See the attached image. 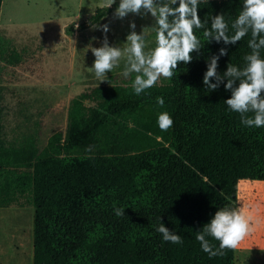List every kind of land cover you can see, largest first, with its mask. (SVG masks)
<instances>
[{"label": "trees", "instance_id": "obj_1", "mask_svg": "<svg viewBox=\"0 0 264 264\" xmlns=\"http://www.w3.org/2000/svg\"><path fill=\"white\" fill-rule=\"evenodd\" d=\"M119 3L98 7L80 28L102 23ZM2 6L0 0V22ZM242 7L243 0L200 1L204 27L194 34L201 50L192 53L191 63H181L171 79L140 95L131 87L132 76L128 84L108 79L73 96L65 131L42 151L34 142L36 129L9 132L0 118V195L30 196L33 264H235L236 249L210 258L196 235L218 210L238 208L241 181L264 182V127L244 126L225 104L231 98L227 80L215 91L203 84L208 62L222 48L227 55L218 61V74L229 64L246 66L251 32L235 45L203 36L221 14L227 35H234L231 25ZM16 55L0 43V62H18ZM142 108L150 131L171 139L169 145L137 149ZM164 112L174 121L167 131L158 126ZM161 223L183 242H165L157 231ZM206 239L214 251L219 248V241Z\"/></svg>", "mask_w": 264, "mask_h": 264}, {"label": "rangeland", "instance_id": "obj_2", "mask_svg": "<svg viewBox=\"0 0 264 264\" xmlns=\"http://www.w3.org/2000/svg\"><path fill=\"white\" fill-rule=\"evenodd\" d=\"M9 3L5 6L3 0L0 43L15 51L19 61L0 62V118L9 132L36 129L39 137L36 145L40 150L48 147L51 138L60 137L65 131L70 98L108 79L128 84L136 75L133 73L127 78L122 75L125 60L106 75L103 83L96 79L94 72H89L88 68L95 61L91 49L102 47L105 36L109 46L123 48L132 31L130 25L135 23L137 34L148 28L145 51L156 45L155 18L143 11L122 19L115 11L102 23L81 29L80 25L87 22L98 7L108 6V0H9ZM104 25L109 27L107 33L103 32ZM69 27H74V31ZM165 82L162 77L157 84ZM144 110L140 111L144 131L137 149L169 145L171 139L164 140L150 131ZM56 111L61 119L55 130H48V118ZM24 202L23 208L13 206L0 210V251H4L5 256L2 264H33L35 209L29 195L24 196ZM240 207L245 209L254 231L236 249L235 264H264L263 181L239 183Z\"/></svg>", "mask_w": 264, "mask_h": 264}, {"label": "clouds", "instance_id": "obj_3", "mask_svg": "<svg viewBox=\"0 0 264 264\" xmlns=\"http://www.w3.org/2000/svg\"><path fill=\"white\" fill-rule=\"evenodd\" d=\"M115 2L108 0V8ZM171 3L175 5L177 0H171ZM199 3L200 0H179V6L172 7L164 0H120L115 12L118 18L122 19L130 13L139 15L142 11L155 18L156 46L146 52L145 32L148 28L143 29L142 34H137L136 25L132 23V31L126 37L127 43L123 48L109 46L105 36L102 47L91 49L95 61L88 68L89 72H94L96 79L103 83L106 75L117 68L121 60H125L122 75L127 78L130 74H136L131 85L136 95L154 87L162 77L171 79L181 63H191L192 53L201 50L200 39L194 34V29L204 27L199 16ZM231 27L234 35L230 37L227 35L229 25L225 16L217 15L212 17L211 28L205 30L203 36L210 42L215 40L217 43L223 41L225 45H235L251 32L248 47L252 51L244 57L246 66L241 70L229 64L223 75L218 74V61L221 56L227 55L226 49L222 48L219 55L213 56L208 62L203 84L215 91L227 80L225 89L231 91V98L225 104L231 111L240 114V122L244 126L261 128L264 127V59L260 58L261 49H264V0H243L242 10ZM108 31L109 27L104 25L103 32ZM213 80L216 83H212ZM158 104L163 106V98H158ZM249 113L253 115L249 116ZM173 123L167 112L158 117V126L162 131H167ZM87 150L91 151V146ZM115 215L123 216L124 210L115 209ZM157 231L162 234L165 242H183L180 235L169 231L163 223ZM253 231V225L243 207L222 208L202 231L197 232L196 239L202 250L212 258L225 255V250L237 249ZM206 236L219 241V248L214 251Z\"/></svg>", "mask_w": 264, "mask_h": 264}, {"label": "crops", "instance_id": "obj_4", "mask_svg": "<svg viewBox=\"0 0 264 264\" xmlns=\"http://www.w3.org/2000/svg\"><path fill=\"white\" fill-rule=\"evenodd\" d=\"M66 116H67V114L65 115L64 126H65V123H66V120H67V117ZM48 119H49L50 123H49V125H47L46 129H48V130H50V129L51 130H55V128L58 126L57 125V121L59 119H61L60 113H58L56 111L55 114L50 115ZM37 141H39L38 132L35 133V138H34L35 144H36ZM39 150H40V148H39ZM40 151H42V150H40ZM0 200H4V202H6L5 205H1L0 204V210L7 209V208H11L13 206L14 207H17L19 209L25 207L24 199H22V197L19 196V193L18 192L17 193H14L13 197L11 195L9 196L8 193H3V194L1 193ZM10 200H11V202H10ZM34 209H35V207H34ZM1 254H2V256H1ZM4 257H5L4 256V251H2V252L0 251V263L1 264H2V260L4 259Z\"/></svg>", "mask_w": 264, "mask_h": 264}, {"label": "bare ground", "instance_id": "obj_5", "mask_svg": "<svg viewBox=\"0 0 264 264\" xmlns=\"http://www.w3.org/2000/svg\"><path fill=\"white\" fill-rule=\"evenodd\" d=\"M10 3H9V0H5V6H8ZM5 9H6V7H5ZM4 9V10H5Z\"/></svg>", "mask_w": 264, "mask_h": 264}]
</instances>
